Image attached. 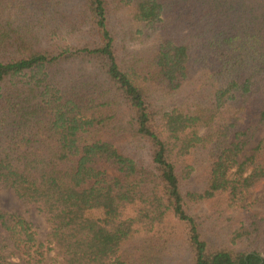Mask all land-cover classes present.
I'll return each mask as SVG.
<instances>
[{
	"label": "trees",
	"instance_id": "16d2710c",
	"mask_svg": "<svg viewBox=\"0 0 264 264\" xmlns=\"http://www.w3.org/2000/svg\"><path fill=\"white\" fill-rule=\"evenodd\" d=\"M5 3L0 189L47 233L0 208V264H264V211L216 230L188 211L264 183V136L243 154L264 126V0H77L50 33Z\"/></svg>",
	"mask_w": 264,
	"mask_h": 264
},
{
	"label": "rangeland",
	"instance_id": "374dc122",
	"mask_svg": "<svg viewBox=\"0 0 264 264\" xmlns=\"http://www.w3.org/2000/svg\"><path fill=\"white\" fill-rule=\"evenodd\" d=\"M76 1L77 0H6L5 4L7 5V10L5 12L11 13L12 18H16L14 21L15 26L26 27L30 25L34 29H38L40 33H43L45 30L50 33V29L52 28H56L60 31V28L66 29L70 26L71 22L74 20L73 17L75 14L73 10ZM176 2L179 7L180 0H169L171 9H178ZM181 7L183 6H180V9H182ZM125 11H127V9L120 8V11L115 15L117 22H124L122 14ZM262 136H264V126L257 131L251 142L245 146L243 154H248L256 141ZM0 208L13 212L29 221L35 227L38 236L41 239L46 238L47 225L43 215L37 210L35 204L24 205L12 191L0 189ZM188 211L204 229L214 228L216 230L220 227L224 228V226L237 228L241 224L247 223L248 211H264V183L248 190L239 208L230 209L221 215L214 214L210 202L190 205ZM0 239L4 242L2 236H0ZM132 252V245H126L124 247L126 258L131 259ZM139 255H141V253H138L134 257H139ZM52 258L53 253L51 252L48 254L49 263L58 264L53 261Z\"/></svg>",
	"mask_w": 264,
	"mask_h": 264
}]
</instances>
